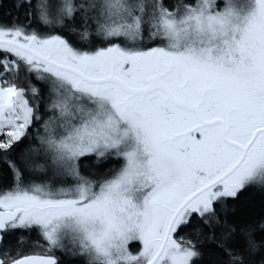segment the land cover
Masks as SVG:
<instances>
[{
  "label": "snow or ice",
  "instance_id": "6c2138e0",
  "mask_svg": "<svg viewBox=\"0 0 264 264\" xmlns=\"http://www.w3.org/2000/svg\"><path fill=\"white\" fill-rule=\"evenodd\" d=\"M0 264H264V0H0Z\"/></svg>",
  "mask_w": 264,
  "mask_h": 264
}]
</instances>
